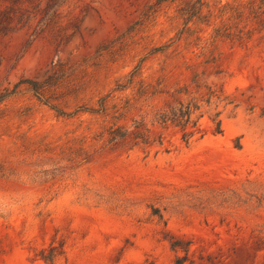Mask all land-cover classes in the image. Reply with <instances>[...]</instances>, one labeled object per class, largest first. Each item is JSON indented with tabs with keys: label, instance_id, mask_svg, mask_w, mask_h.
<instances>
[{
	"label": "rangeland",
	"instance_id": "1",
	"mask_svg": "<svg viewBox=\"0 0 264 264\" xmlns=\"http://www.w3.org/2000/svg\"><path fill=\"white\" fill-rule=\"evenodd\" d=\"M257 2L0 0V264H264ZM186 92L222 129L188 146L156 123Z\"/></svg>",
	"mask_w": 264,
	"mask_h": 264
},
{
	"label": "trees",
	"instance_id": "2",
	"mask_svg": "<svg viewBox=\"0 0 264 264\" xmlns=\"http://www.w3.org/2000/svg\"><path fill=\"white\" fill-rule=\"evenodd\" d=\"M53 1V0H52ZM258 8H252V21L258 28L264 29V0H258ZM3 13L0 11V26L4 23ZM205 98L201 93H188L186 92L185 98L175 99L171 103L167 104L164 110H161L156 114V123L162 127L170 125L179 128L182 133V141L186 146L196 138H203L205 133L201 126V120L207 114L209 118L215 124L216 133H221V112L218 110L220 102L217 100ZM142 124L134 126L132 129H128L122 126H115L114 129H110L107 133L110 135L114 144L118 143H132V147H138L144 145L150 146V132L148 129H143ZM175 244H182L181 241H175ZM47 250L40 252V257L47 263L54 264L57 257L62 254L59 247L50 246V256L46 255ZM1 253V250H0Z\"/></svg>",
	"mask_w": 264,
	"mask_h": 264
}]
</instances>
